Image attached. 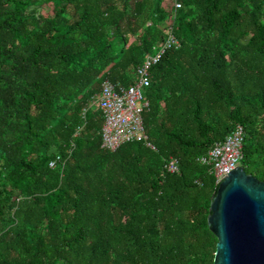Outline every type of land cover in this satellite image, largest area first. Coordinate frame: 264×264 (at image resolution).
<instances>
[{"label": "trees", "instance_id": "obj_1", "mask_svg": "<svg viewBox=\"0 0 264 264\" xmlns=\"http://www.w3.org/2000/svg\"><path fill=\"white\" fill-rule=\"evenodd\" d=\"M178 1L179 46L144 91L154 150L109 152L90 103L136 83L163 0H0V264H213L199 158L240 125V166L264 181V0Z\"/></svg>", "mask_w": 264, "mask_h": 264}, {"label": "built area", "instance_id": "obj_2", "mask_svg": "<svg viewBox=\"0 0 264 264\" xmlns=\"http://www.w3.org/2000/svg\"><path fill=\"white\" fill-rule=\"evenodd\" d=\"M178 0H171L167 12L172 15L180 9ZM171 24L162 27L163 41L146 54L136 69L137 81L130 86L112 84L108 80L101 83L100 93L91 101L90 106L98 109L103 117L100 130L101 148L114 152L120 146L130 142H142L154 150L149 143L143 125L142 114L148 109L149 103L144 97V91L149 86V70L157 63L161 55L167 50L179 46L178 40L172 32ZM84 112V110H83ZM243 147V128L236 125L233 130L217 142L199 158L202 165L208 166L211 175L218 184L232 170L240 166ZM58 160V159H57ZM49 163V167L54 166ZM163 170L170 174L178 173V162L174 157L164 160Z\"/></svg>", "mask_w": 264, "mask_h": 264}, {"label": "water", "instance_id": "obj_3", "mask_svg": "<svg viewBox=\"0 0 264 264\" xmlns=\"http://www.w3.org/2000/svg\"><path fill=\"white\" fill-rule=\"evenodd\" d=\"M208 229L217 242L213 264H264V181L238 166L218 183Z\"/></svg>", "mask_w": 264, "mask_h": 264}, {"label": "rangeland", "instance_id": "obj_4", "mask_svg": "<svg viewBox=\"0 0 264 264\" xmlns=\"http://www.w3.org/2000/svg\"><path fill=\"white\" fill-rule=\"evenodd\" d=\"M170 4H171V0H163V7L166 11L169 9ZM42 12L44 15H48L51 12L50 7L44 6V9ZM171 21H172V15H170V17L168 18L166 22L162 23V27L165 26L166 24H171Z\"/></svg>", "mask_w": 264, "mask_h": 264}]
</instances>
